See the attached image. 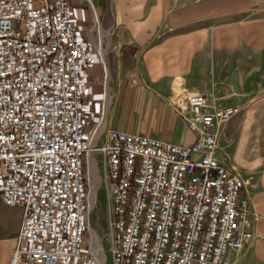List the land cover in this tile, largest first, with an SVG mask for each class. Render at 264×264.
Masks as SVG:
<instances>
[{"label":"built area","instance_id":"built-area-1","mask_svg":"<svg viewBox=\"0 0 264 264\" xmlns=\"http://www.w3.org/2000/svg\"><path fill=\"white\" fill-rule=\"evenodd\" d=\"M97 59L72 0H0V201L22 210L0 264H101L85 235L94 150L111 264H231L254 235L244 179L215 155L238 107L183 89L172 103L189 143L111 127L102 107L91 116Z\"/></svg>","mask_w":264,"mask_h":264},{"label":"crops","instance_id":"crops-1","mask_svg":"<svg viewBox=\"0 0 264 264\" xmlns=\"http://www.w3.org/2000/svg\"><path fill=\"white\" fill-rule=\"evenodd\" d=\"M111 4L106 29L112 35L109 73L100 40L86 34L89 13L73 1L75 21L98 54L90 93H103L101 106L106 90L110 93L107 124L189 143L195 134L171 101L175 88L212 93L214 102L236 105L238 111L220 127L215 155L244 179L254 235L232 251L229 260L264 264V87L256 80L251 84L245 75L247 48L256 52L264 47V0H112ZM235 72L240 75H224ZM9 253L6 247L0 262Z\"/></svg>","mask_w":264,"mask_h":264},{"label":"rangeland","instance_id":"rangeland-1","mask_svg":"<svg viewBox=\"0 0 264 264\" xmlns=\"http://www.w3.org/2000/svg\"><path fill=\"white\" fill-rule=\"evenodd\" d=\"M78 2L83 8L89 13V19L84 24L86 26V34L89 35L91 39L99 42L101 44V49L103 52L104 61L106 67L109 68V73L112 67V55L113 50L111 51L109 47L110 42V33L106 31L108 28V21L112 18V0H72ZM94 7L98 10V21L100 23V29L98 28V22L94 19ZM241 60V59H240ZM103 63L100 62V66ZM246 78L247 81L250 80L251 84L256 80L260 86L264 87V47L259 51H251L247 48L246 57ZM257 66L254 70L253 66ZM254 70V72H253ZM225 76H238L240 73H228L224 74ZM105 93L106 96H110V93ZM183 88H175L171 93V101H175L178 97L177 95H182ZM208 94V93H207ZM208 96H212V93H209ZM228 98V97H227ZM92 112L91 116L93 117L94 112L100 109L101 102L103 101V93L97 92L96 94L88 98ZM96 101V102H94ZM105 102V101H104ZM103 105V104H102ZM102 109V108H101ZM96 119H93L95 121ZM99 125V124H98ZM96 127V126H95ZM98 140V138H97ZM94 157V167L91 165L90 156L89 160L85 166V174L87 179V201L90 203V209L87 212L86 218V239L89 240L92 244L95 243L96 246H100V252L104 255V264H111L110 255H109V241L106 238L109 230L108 227V214H109V193H108V183L104 174V169L102 167L101 153L97 150L92 152ZM96 170V171H95ZM96 178L95 181V176ZM93 193V201H90L91 194ZM89 197V199H88ZM21 219V207L20 206H11L5 205L0 201V258L3 256L6 247L14 245L15 235L18 230ZM95 235V236H94ZM100 258V255H99ZM103 264V263H102Z\"/></svg>","mask_w":264,"mask_h":264},{"label":"bare ground","instance_id":"bare-ground-1","mask_svg":"<svg viewBox=\"0 0 264 264\" xmlns=\"http://www.w3.org/2000/svg\"><path fill=\"white\" fill-rule=\"evenodd\" d=\"M94 19L95 20H97L96 22H98V28L100 29L101 27H100V23H99V21H98V10L94 7ZM108 92V91H107ZM109 102H110V96L108 97L107 96V99H106V102H105V106H104V104L102 105V111L104 112V113H106V111H107V105L109 104ZM96 127V129H95V133L93 134V137H92V141L94 142L95 140H96V137H97V135H98V133H99V131H100V126H102V123L100 122V124L98 125H95ZM89 156H90V162H91V165L94 167V169H95V164H94V157L92 156V154H89L88 155V160H89ZM96 171V170H95ZM95 176V181H96V178L98 177L96 174L94 175ZM93 193H95V192H92V194H91V197H90V201L92 202L93 201ZM88 199H89V197H88ZM88 209H90V203L88 202ZM95 236V235H94ZM99 245L98 246H96V248L98 249V251H99ZM101 250V249H100ZM100 252V251H99ZM103 261H104V255L100 252V258H99V262L102 264L103 263Z\"/></svg>","mask_w":264,"mask_h":264}]
</instances>
